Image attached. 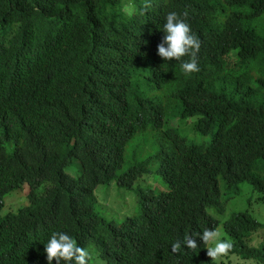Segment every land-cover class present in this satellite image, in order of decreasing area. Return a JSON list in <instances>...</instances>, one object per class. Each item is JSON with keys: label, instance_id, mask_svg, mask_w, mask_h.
<instances>
[{"label": "trees", "instance_id": "trees-1", "mask_svg": "<svg viewBox=\"0 0 264 264\" xmlns=\"http://www.w3.org/2000/svg\"><path fill=\"white\" fill-rule=\"evenodd\" d=\"M169 11L200 41L197 72L157 54ZM97 93L103 115L85 103ZM243 184L247 204L229 211ZM102 185L139 212L101 216ZM257 207L264 0H0V264H48L59 230L92 264H264ZM206 228L231 241L227 256L208 257Z\"/></svg>", "mask_w": 264, "mask_h": 264}, {"label": "clouds", "instance_id": "clouds-1", "mask_svg": "<svg viewBox=\"0 0 264 264\" xmlns=\"http://www.w3.org/2000/svg\"><path fill=\"white\" fill-rule=\"evenodd\" d=\"M184 15L186 14H178L176 11H169L166 13L162 25V32L164 35L161 42L157 45V54L164 61L174 60L180 62V69L184 74L188 75L199 71L196 62V54L199 51L200 41L191 31L189 24L182 18ZM185 56L189 57V59L183 60L182 58ZM99 98L100 96L97 93L85 103L103 115L104 113L96 106V102ZM90 120L95 123L97 122V120L93 118ZM88 143L90 145H95V141L91 137H89ZM25 187H27V184H24L22 188L14 191H26L24 189ZM78 192V189H73L68 191L66 195L68 196L70 193H73L75 196ZM98 200L99 199L97 198L95 205L98 203ZM10 203L17 204L4 198V205ZM59 231L60 232H52L42 244L44 246L48 264H92L90 261L92 260L93 255L90 254L89 250L80 247L76 243L75 238L68 234V232L64 230ZM199 241L204 243L210 241L214 242L213 246L207 249V255L212 260L227 256L233 247L230 240L219 239L216 231L207 228L199 234ZM184 244L188 248L197 247L196 239L191 236H186L184 238ZM179 247V242L172 243L170 246L171 252L175 253ZM99 264H107L106 256L102 261H99Z\"/></svg>", "mask_w": 264, "mask_h": 264}, {"label": "rangeland", "instance_id": "rangeland-1", "mask_svg": "<svg viewBox=\"0 0 264 264\" xmlns=\"http://www.w3.org/2000/svg\"><path fill=\"white\" fill-rule=\"evenodd\" d=\"M68 171L71 170L70 167L67 168ZM156 187H160V183H154ZM102 187L104 185L100 186L96 189L98 192V203L95 205V209L98 213H100L101 216L108 220H123L125 216L128 214H137L139 212V205L135 202L134 195H130L125 191L121 186L114 185L111 188V194L110 196H104L102 193ZM244 184L242 185V189L240 190V193L235 196V199L229 201L227 203V209L230 210H241L244 208V206L247 204V200L250 196L249 192L244 191ZM117 191H124L125 195L119 194ZM107 198V201H106ZM259 210L258 212H262L263 214H258L257 218L260 220L264 219V208L257 207ZM223 232L220 230L218 237H222ZM246 264H252L247 262Z\"/></svg>", "mask_w": 264, "mask_h": 264}]
</instances>
